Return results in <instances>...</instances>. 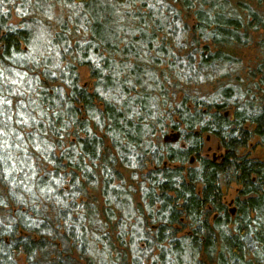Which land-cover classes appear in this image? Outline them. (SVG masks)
<instances>
[{"label":"trees","instance_id":"trees-1","mask_svg":"<svg viewBox=\"0 0 264 264\" xmlns=\"http://www.w3.org/2000/svg\"><path fill=\"white\" fill-rule=\"evenodd\" d=\"M184 220L264 264V0H0V264H165Z\"/></svg>","mask_w":264,"mask_h":264},{"label":"rangeland","instance_id":"rangeland-1","mask_svg":"<svg viewBox=\"0 0 264 264\" xmlns=\"http://www.w3.org/2000/svg\"><path fill=\"white\" fill-rule=\"evenodd\" d=\"M18 21L19 20H17V19L13 20V22L16 23V24L18 23ZM256 49L257 48H256L255 45L248 47L247 50H245V53H246L245 55L249 59L256 58V56H258L257 52H256ZM78 72H79V75H80V78H81V83L84 84V85L89 84L90 83V78H89V73H88L87 69L86 68H79ZM206 147H208V150H209L208 154H213V155L217 154L218 151L216 150V141L213 140L212 142L207 143ZM227 188H228L227 191H223V198H224V204L228 206V205H231V203H233V201L235 200V197H236V192H235L236 186L235 185H230V186H227ZM222 189L224 190V185H223ZM229 208H231V207H229ZM156 209H158V208L155 207L154 211H156ZM234 213H235V215L233 217L230 215V213H229V216H230V218L232 217L231 218L232 220H237L238 216L236 215V212H234ZM207 220H208L207 221V223H208L207 227H213V226L216 225V222L214 221L212 216L211 217L209 216L207 218ZM131 222H132V224H134L133 220ZM155 225H156V223H155ZM172 228H173V230L171 232H173L175 240H178V243L181 244V246H183L182 250H184V254H183V256H181L180 261L177 264H185V263L186 264H218L216 262L217 255H215V254L211 258V259H213L211 262H209V259L206 257V254L203 256L202 253L195 252V254L194 253H192V254L190 253L188 255V250H189V245L190 244H189L188 239H186L185 235L188 234V232H192L193 231L192 229H190V227L188 225V222H186L184 220V221H182L179 224L172 225ZM232 228H233V226L230 225L229 229H232ZM202 237L204 238V236H202ZM204 243H205V241H204ZM165 246H167V244H165V245L163 244V248ZM154 253H156V251H154ZM154 253H153V255H154ZM188 256H189L190 260L188 259ZM151 258H152V256H146L143 259L142 264H150ZM225 259H227V256H225ZM226 261L227 262L224 263V264H235V262H236L233 259H229V260H226ZM232 261H234V262H232ZM172 264H175V262H173Z\"/></svg>","mask_w":264,"mask_h":264},{"label":"flooded vegetation","instance_id":"flooded-vegetation-1","mask_svg":"<svg viewBox=\"0 0 264 264\" xmlns=\"http://www.w3.org/2000/svg\"><path fill=\"white\" fill-rule=\"evenodd\" d=\"M214 157L215 156L213 155V158ZM221 204L226 207V209L228 211V215H229V213H230V215L232 217L235 215V213H234L235 212V207H233L234 206L233 203H231V205H228L229 207H231V208H229L227 205L224 204V198H221ZM218 217L219 216L217 214H212V218L214 219V221L216 223L218 222ZM152 228H153V231H156V227H152ZM169 233L170 232H166L165 234H169ZM193 236H194L193 231L192 232H188V234L185 235L186 239H188L189 244H190L189 245V250H188V255L191 252L195 253L197 251H199V253H202V254L205 253L204 246L203 247L202 246L195 247L194 244H191L192 241L194 242V240H193L194 237ZM170 242H172V241H170V239H169L166 244L168 245V244H170ZM175 242L178 243L177 241H175ZM202 243H204V240H202ZM172 244H173V242H172ZM176 245H174V247L172 245L165 247V255H164V259H166L165 260V264H169V263L172 264L173 262H175V264H177L180 261L181 256H183V254H184V250H182L183 246L179 245V247H178V245H177V247H176ZM191 245H193V247H191ZM173 250H174V252L176 254L174 252H172ZM159 253L160 252L156 250V253H154V255H152L150 264H161V262L159 260V258H160V254ZM169 254H171V255L169 256ZM188 259L190 260L189 256H188Z\"/></svg>","mask_w":264,"mask_h":264}]
</instances>
